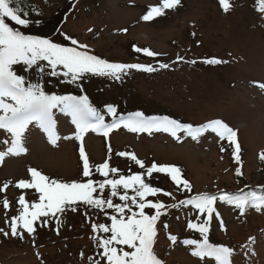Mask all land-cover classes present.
<instances>
[{
    "label": "rangeland",
    "instance_id": "374dc122",
    "mask_svg": "<svg viewBox=\"0 0 264 264\" xmlns=\"http://www.w3.org/2000/svg\"><path fill=\"white\" fill-rule=\"evenodd\" d=\"M26 2L29 8L35 6L37 10L33 16L35 23L27 28L22 26L26 33L48 37L65 47H76L68 39L71 37L86 44L89 54L101 59L150 65L156 71L132 69L121 80L85 74L76 82L47 73H25L23 65L15 66L18 74H25L30 82H39L49 94L84 93L107 124L135 112L148 117L169 116L194 127L222 120L238 130L241 149L238 163L233 146L211 131L198 139L180 131L177 140L168 132H132L121 124L107 137L92 130L85 134L83 144L89 161L97 165L110 159V145L113 154L127 152L147 164L183 167L196 195L220 196L221 191L264 196V176L259 172L260 154L264 152V90L258 86L264 84V14L258 10L257 0H229L232 7L227 12L219 0H181L177 8L166 9L162 16L150 21L142 17L150 6L160 5L161 0ZM135 47L159 55L150 57L136 52ZM178 56L183 60L178 61ZM211 58L228 62L204 63ZM193 60L196 63H190ZM161 64L169 67L161 68ZM108 105L115 106L119 116L113 117ZM54 113L59 136L56 145L38 127L29 126L24 136L27 151L7 155L0 163V188L10 182L6 191H0V228L5 231L10 232L11 217L19 214L17 201L21 195L29 202L38 200L36 191L23 192L26 189L15 187L17 181L30 179L29 168L65 182L77 181L80 176L82 159L80 141L74 138L75 125L66 113L59 110ZM5 140L9 143L5 144ZM10 146V134L0 129V152H6ZM110 162L112 166L113 161ZM238 167L243 172L239 177ZM5 197L10 202L9 209L3 206ZM160 201L173 203L164 198ZM214 207L219 216L214 214L209 222V242L232 248V264H264V209L248 207L241 215L234 205L219 199ZM58 218V232L56 219L49 218L45 225L39 222L31 236L25 233L23 238L5 237L0 233V264H91L92 259H97L93 239L96 234L92 231L95 216L77 208L75 212L58 214ZM161 218L154 253L165 264H215L214 260L201 261L192 256L194 246L180 243L185 239H203L187 223H203L206 215H199L186 205L170 208ZM169 234L177 236L175 245L168 239ZM250 237L255 238V243Z\"/></svg>",
    "mask_w": 264,
    "mask_h": 264
},
{
    "label": "snow or ice",
    "instance_id": "6c2138e0",
    "mask_svg": "<svg viewBox=\"0 0 264 264\" xmlns=\"http://www.w3.org/2000/svg\"><path fill=\"white\" fill-rule=\"evenodd\" d=\"M18 0H0V129L10 134L11 146L6 152H0V163L7 155H19L27 151L24 147V136L29 126L38 127L46 134L48 141L56 145L59 136L56 131V120L54 110H59L71 117V122L75 125L74 138L80 141L79 154L83 162L82 176L86 182H64L53 179L43 174L36 168H29L30 179H21L16 182L15 187L19 189H34L39 194L38 200L29 202L24 195L18 198L20 205L19 214L11 217L10 232L0 228V233L5 237L23 238L25 233L34 235L37 231V221L41 225L47 224L49 218L56 219L57 232L59 231V215L66 211H77L80 203L89 208L105 212L111 209L116 214L110 215V223L93 224L92 231L97 233L102 231L105 236H94L98 246L102 249L99 253L100 259H92V264H165V261L158 258L154 253V244L157 238V221L162 215H167V209L190 206L199 215H206L207 219L203 223L189 221L187 227L198 231L203 237L202 240L185 239L180 243L194 246L191 255L201 261L206 259L214 260L215 264H232L234 250L224 245H214L209 242L207 233L209 232V222L213 215L217 217L215 204L217 200L234 205L243 215L248 207L257 210L264 209V196H257L252 193L249 196H234L224 192L220 196L208 193H200L187 199L179 200L172 204H165L158 199L159 194L175 197L171 192L164 191L159 187L152 186L146 182L147 178H152L153 173L168 174L180 190L182 185L185 190L191 192L192 185L187 179L181 178V169L178 166L157 165L155 162L146 169L145 173H137L129 176L121 175L118 179H109V173L116 174L119 169L110 167L108 162H104L95 168V172L100 173L105 179L94 181L90 177L93 170L90 167L88 156L85 152L83 140L89 131L103 134L105 137L121 124L132 132L164 131L170 133L177 140L180 139L178 132H186L193 139H198L200 135L211 131L215 133L221 141H227L233 147V154L236 161L240 162V145L238 143V130L230 127L226 122L215 119L206 125L194 127L191 124H184L168 116H145L143 112H135L129 116L127 121H117L107 124L104 116L92 106L87 96L76 95H55L48 94L42 85L29 83L25 74H18L15 66L23 65L25 73H47L52 77H69L72 82L82 80L85 74H93L111 77L121 80L129 70L135 69L143 72H154L156 68L144 64H123L111 63L101 59L96 55L89 54L86 44H79L76 39L68 37L76 47H65L49 38H42L37 35H26L19 28L13 26L29 27L34 21L29 20L27 12L23 8L17 7ZM222 9L227 12L232 4L229 0H219ZM181 4V0H161L160 5L150 6V10L142 17L144 21H150L160 17L166 9H175ZM260 13L264 14V0H257ZM91 31V29L89 30ZM123 31L127 32V29ZM136 52H143L147 56H157L156 52L150 49L135 47ZM177 60H183L178 56ZM44 62V63H42ZM218 58H211L204 61L209 65L227 63ZM190 63H196L195 60ZM161 68H168V64H161ZM264 90V84L258 85ZM108 112L117 116L115 106L108 105ZM71 137H65L70 139ZM5 144L9 141L5 140ZM226 149L221 148V151ZM111 151L109 145V152ZM118 156H130L141 169H145L144 162L135 154L119 152ZM264 161V152L260 154ZM237 176H242L243 172L238 167ZM10 182H6L0 191H6ZM124 189L120 194L119 189ZM106 188H110V197L106 198L103 193ZM131 189L133 195H128ZM96 194V195H94ZM119 196L123 203H113L111 197ZM148 197H157L155 202ZM5 209L10 208V202L5 197L3 201ZM146 209L154 210V214H147ZM223 227V220L220 219ZM164 227H167L165 225ZM226 230V229H225ZM168 239L173 245L177 243V236L169 234ZM250 241L255 243V238L250 237ZM127 249V250H125ZM83 257V253H81ZM91 259V258H90Z\"/></svg>",
    "mask_w": 264,
    "mask_h": 264
},
{
    "label": "trees",
    "instance_id": "16d2710c",
    "mask_svg": "<svg viewBox=\"0 0 264 264\" xmlns=\"http://www.w3.org/2000/svg\"><path fill=\"white\" fill-rule=\"evenodd\" d=\"M26 1L27 0H18L17 7L23 8V10L25 12H27V17L26 18H28L30 20V19H33L34 14L37 13V10H36V7L35 6H32L31 8H29L27 6V2ZM33 21L35 22L34 19H33ZM13 26L16 27V28H19L26 35H37V36H40L38 34H33V33H30V32L26 33L27 31L25 30V28H23L22 26L14 25V22H13ZM40 37H42V38H48V37H43V36H40ZM27 80H28L29 83H36L35 81L34 82H30L28 78H27ZM55 95H57V94H55ZM68 95L87 96V95H85L82 92H80L79 94L73 93V94H68ZM232 153H233V151H232ZM240 154L241 153H239V156H240ZM109 156H110V159L109 158L105 159V162H108L109 165H110V163H111L110 160H112L113 161V165L110 166V167H114V168L119 169V172L116 173V174L109 173V177H108L109 179H118L119 176H121V175L129 176V175H133V174H137V173H145L146 172V169L148 167H150L152 165V163H154V162H151V164H147V162H145L144 160H142L144 162L145 169H141L138 165L135 164V162L133 160L130 159V156L121 157V156H118L116 152L113 154L112 151L109 152ZM240 161H241V158H240ZM89 163H90V167L93 170V175L90 178L93 179L94 181H100L102 179H105L100 173L95 172L96 166H98L100 164L95 165L91 161H89ZM80 164H81V173H80V176H79V178H78L77 181L78 182H86L87 179H89V178H85V177L82 176L83 162L81 161ZM259 165H260V168H259L260 175L261 176H264V161H262L261 158L259 159ZM164 166H178V165H164ZM178 167L181 169V178L182 179H187L186 172L183 169V167H181V166H178ZM42 173L45 174L44 172H42ZM45 175H47V174H45ZM47 176H49V175H47ZM237 177H239V176H237ZM50 178H52V177H50ZM62 181H64V180H62ZM146 182L150 183L152 186L159 187V188L163 189L164 191L171 192L173 194V196H176L175 197V201H174L171 197H167V196L163 195V193H161L158 196V199L159 200L161 198H164V199H169L170 201L173 200L172 202L174 203V202H178L179 200L186 199V198H189L191 196H195V193H194V190H193V186H192L191 192H188L187 190H185L182 185L180 186V190H177V185L175 184V182H173L171 180L170 176L168 174H165V173H153L152 178H147L146 177ZM169 188H172V189H169ZM25 191H27V192H29V191L35 192L36 190H34V189H26L23 192H25ZM118 191H119L120 194H123L124 193V189L122 187ZM127 191H128V195H130V196L134 194L131 189H129ZM94 195H96V194H94ZM103 195L106 198L110 197V188H106L104 190ZM111 198L113 199V203H123L122 201L119 200V196L111 197ZM148 199L149 200H152L153 202H155V200L157 199V197H148ZM77 208L82 209L89 216H95V218H96V224H100V223H110L109 216L116 214L113 210L108 209L107 210V213L108 214L106 215L105 212H102V211H99V210H96V209L89 208L88 206L84 205L83 203H80ZM169 210H170V208L167 209V212ZM146 213L147 214H150V215L151 214H154V210L146 209ZM37 224H39V221H37ZM95 234H96V236H101V237H103V236L106 235L102 231L97 232ZM95 245L97 246V252H98L97 260H98V259H100L99 253L102 251V249L98 246V244H97L96 241H95ZM125 250H127V249H125Z\"/></svg>",
    "mask_w": 264,
    "mask_h": 264
}]
</instances>
